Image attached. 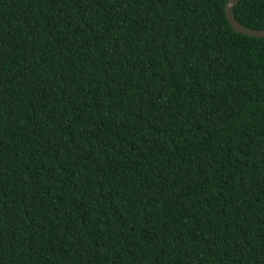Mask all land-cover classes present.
I'll list each match as a JSON object with an SVG mask.
<instances>
[{"label":"trees","instance_id":"1","mask_svg":"<svg viewBox=\"0 0 264 264\" xmlns=\"http://www.w3.org/2000/svg\"><path fill=\"white\" fill-rule=\"evenodd\" d=\"M226 2L0 0V264H264V38Z\"/></svg>","mask_w":264,"mask_h":264},{"label":"water","instance_id":"2","mask_svg":"<svg viewBox=\"0 0 264 264\" xmlns=\"http://www.w3.org/2000/svg\"><path fill=\"white\" fill-rule=\"evenodd\" d=\"M241 0H227L225 5V16L228 23L235 32L249 37L264 38V30L253 29L238 22L234 16L233 8Z\"/></svg>","mask_w":264,"mask_h":264}]
</instances>
